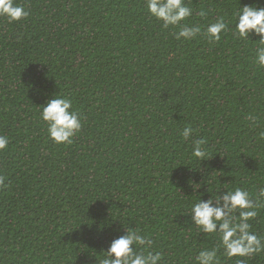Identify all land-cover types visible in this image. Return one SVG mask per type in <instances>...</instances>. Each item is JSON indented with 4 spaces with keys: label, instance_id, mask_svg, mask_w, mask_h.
<instances>
[{
    "label": "trees",
    "instance_id": "trees-1",
    "mask_svg": "<svg viewBox=\"0 0 264 264\" xmlns=\"http://www.w3.org/2000/svg\"><path fill=\"white\" fill-rule=\"evenodd\" d=\"M16 2L26 18L0 16V135L9 139L0 264H98L124 224L150 234L163 264H195L217 241L198 234L188 206L207 200V187L264 186V68L252 41L228 32L213 43L204 28L264 0H192L184 23L202 30L191 41L175 39L178 29H164L145 0ZM54 94L81 116L71 144L49 139L40 119ZM199 138L208 152L200 164ZM250 223L264 236V208ZM242 259L264 264V252Z\"/></svg>",
    "mask_w": 264,
    "mask_h": 264
},
{
    "label": "clouds",
    "instance_id": "clouds-1",
    "mask_svg": "<svg viewBox=\"0 0 264 264\" xmlns=\"http://www.w3.org/2000/svg\"><path fill=\"white\" fill-rule=\"evenodd\" d=\"M145 3L149 14L160 21L164 29H178L173 33L175 39L191 41L201 33L199 24L189 26L184 23L194 14L193 8L189 6L192 0H145ZM197 14L205 16L203 10ZM28 15L24 6L16 0H0V16L6 17L9 22L20 21ZM228 32L234 38L252 41L254 63L259 68H264V6H239L230 21L220 16L204 28V35L213 43L219 42L221 34ZM252 36H258L259 39L253 40ZM39 115L47 125L49 139L56 144H71L82 128L81 116L67 97L54 94L40 106ZM246 118L254 126L258 121L255 115L249 114ZM193 131L189 126L184 127L182 138L189 141ZM260 135L264 138V132ZM191 144L192 157L199 164L207 160V141L203 138L191 139ZM8 145V137L0 135V152L7 149ZM5 180V177L0 176V186L5 184ZM210 183L208 181L207 185ZM192 187L195 191L201 185L195 183ZM221 189L209 190L207 187L209 198L204 200L203 194H200L188 206L187 216H190L191 225L198 234H205L206 239L214 237L217 241L213 247L198 250L194 257L195 264H221L220 255L229 260L236 258V264H245V259L242 258H252L264 252V236L253 231L250 223L258 216L259 210L264 208V186L258 187L255 193L239 186ZM153 246L150 234L124 224L123 235L111 240L98 264H163V253L153 251Z\"/></svg>",
    "mask_w": 264,
    "mask_h": 264
}]
</instances>
